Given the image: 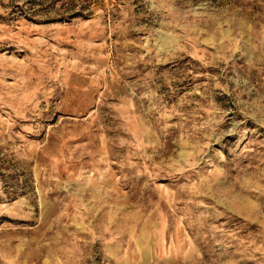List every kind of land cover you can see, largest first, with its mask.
I'll return each instance as SVG.
<instances>
[{
    "label": "rangeland",
    "instance_id": "374dc122",
    "mask_svg": "<svg viewBox=\"0 0 264 264\" xmlns=\"http://www.w3.org/2000/svg\"><path fill=\"white\" fill-rule=\"evenodd\" d=\"M0 264H264V0H0Z\"/></svg>",
    "mask_w": 264,
    "mask_h": 264
}]
</instances>
